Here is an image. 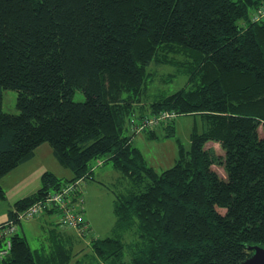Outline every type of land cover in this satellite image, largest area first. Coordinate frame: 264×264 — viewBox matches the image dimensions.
I'll list each match as a JSON object with an SVG mask.
<instances>
[{"label": "trees", "instance_id": "16d2710c", "mask_svg": "<svg viewBox=\"0 0 264 264\" xmlns=\"http://www.w3.org/2000/svg\"><path fill=\"white\" fill-rule=\"evenodd\" d=\"M263 3L0 0V179L44 143L71 173L45 172L8 218L109 162L116 177L103 186L113 192L115 222L109 236L90 239L94 260L239 264L249 246L264 247V20L250 18ZM176 80V91H162ZM4 90L16 92V113L2 110ZM165 111L177 116L138 130ZM189 115L205 125L191 131L189 150L175 139L173 165L148 166L134 137H173L175 119ZM79 183L74 207L83 201ZM81 226L74 230L87 237ZM49 229L40 250L16 234L0 264H69L77 238Z\"/></svg>", "mask_w": 264, "mask_h": 264}, {"label": "rangeland", "instance_id": "374dc122", "mask_svg": "<svg viewBox=\"0 0 264 264\" xmlns=\"http://www.w3.org/2000/svg\"><path fill=\"white\" fill-rule=\"evenodd\" d=\"M165 71H168V69L158 68L157 74L165 73ZM180 86L181 80H176L163 85L161 89L166 94H170ZM153 92H155L154 89L152 90ZM83 98L80 91L75 92L74 100L82 101ZM15 101L16 92L4 90L2 110L8 113H16ZM173 124L175 127V135L173 137H165L164 131L160 130L157 139H148L142 134L135 136L133 139V145L142 152L147 165L153 167L158 172L171 167L175 162L177 158L175 139L179 140L185 150H189L191 131L195 128L196 131L201 132L205 128L199 116H179ZM213 146L221 153L218 145L215 144ZM47 151L48 157L47 155L43 156L42 153H38L35 158L32 157L27 163L16 167L0 179V185L4 192V198L0 199V225L8 219L7 209L9 207L13 206L17 200L31 195L41 187L42 175L45 172H51L59 178L64 177L63 175L68 176L69 171L58 163L52 153H49V150ZM92 177L94 180L86 179L79 183L83 201L75 206V210L80 213L81 218L88 221L91 231L81 244H78L76 249H82V251L75 250L74 252H77V254L71 258L69 264H104V262L93 259L92 253L86 243L87 240L104 238L111 234L115 222L112 206L113 192L95 180L111 183L115 179L116 173L112 169L111 163L108 162L103 166L96 167ZM48 217L49 215L45 218ZM53 217L59 218L61 221L59 213L53 214ZM24 225V230L27 231V241L31 249L40 250L42 245H46V241H44L45 229L40 228L39 225V228L35 227L37 226V222H29ZM58 226L61 227L60 225ZM19 231H21V228H19ZM129 257V253L125 251L123 260L127 261Z\"/></svg>", "mask_w": 264, "mask_h": 264}, {"label": "built area", "instance_id": "2783aa9c", "mask_svg": "<svg viewBox=\"0 0 264 264\" xmlns=\"http://www.w3.org/2000/svg\"><path fill=\"white\" fill-rule=\"evenodd\" d=\"M250 18L252 22L264 20V3L253 11ZM176 116L177 115L173 111L159 113L157 116L146 119L143 125L138 127V130L145 126H155L159 124L160 121L171 120ZM78 183L79 181L68 183L60 190L49 192L42 199L35 201L22 211H17L16 209L12 210V218H8L0 225V262L6 259L12 250V239L17 234L19 223L34 219L47 209L57 208L60 211L61 224L64 227L76 229L77 231L83 229L81 228L83 218H81L80 213L75 210L74 205L69 204L70 193L75 190Z\"/></svg>", "mask_w": 264, "mask_h": 264}, {"label": "crops", "instance_id": "0c3cea01", "mask_svg": "<svg viewBox=\"0 0 264 264\" xmlns=\"http://www.w3.org/2000/svg\"><path fill=\"white\" fill-rule=\"evenodd\" d=\"M138 135H140V134H137L136 136H138ZM142 135H144V134H142ZM45 145H47V146H45ZM42 147H44L43 149H42ZM47 150H49V153H52V149L50 148V146L48 145V144H46V143H44V144H41L39 147H37V149L35 150V152H34V155H33V158H35L36 157V155L38 154V153H42L43 154V156H45V155H47V157H48V151ZM53 155V154H52ZM25 163H27V162H25ZM24 164V163H23ZM22 165V164H21ZM20 166V165H19ZM18 166V167H19ZM113 169V168H112ZM115 172V171H114ZM49 173H51V172H49ZM53 174V173H52ZM64 174H65V172H64ZM64 177H60V178H62V179H69L70 177H71V173L69 172V174H68V176H65V175H63ZM57 177V176H56ZM92 180H94V179H92ZM97 183H99L100 185H103V183L104 182H102V181H100V182H98L97 180H95ZM82 182V181H81ZM105 184H108V183H105ZM35 193V192H34ZM33 194V193H32ZM25 198V197H24ZM23 199V198H22ZM20 200V199H19ZM18 201V200H17ZM13 208V206H11V207H9L7 210L9 211L10 209H12ZM8 211H7V214H8ZM49 215V217L48 218H45V217H47ZM86 219H83V221H85ZM24 222V221H23ZM26 223H22L21 222V224L18 226L19 228H21V231H19V228H18V230H17V234H19V235H21V236H23L24 238H25V240L27 241V237H26V232L27 231H25L24 229V227H23V225L24 224H27V223H31V222H37V226H35V227H37V228H42V229H45V237H44V240L45 239H47V236H48V232H49V228H51L52 227V225H54V226H56L57 227V225H60L61 227H59L58 226V229H61V230H63L64 232H66V233H70V234H73V236H75V239L77 238V244H81V242L83 241V239H85V237H79V235H78V233L74 230V229H66V228H64V226L61 224V221L59 220V218L57 219L56 217H53V214H46V213H42L41 215H39L38 217H36V218H34V219H31V220H27V221H25ZM86 222V224H87V226L89 227V225H88V221H85ZM29 225V224H28ZM38 225H39V227H38ZM25 227H26V225H24ZM29 227H30V225H29ZM47 228V229H46ZM62 228H64V229H62ZM91 231V230H90ZM28 242V241H27ZM89 242H90V240H87V243H86V245L89 247V249H90V251H91V248H90V245H89ZM80 250V249H79ZM79 250H77V251H79Z\"/></svg>", "mask_w": 264, "mask_h": 264}, {"label": "water", "instance_id": "95a60500", "mask_svg": "<svg viewBox=\"0 0 264 264\" xmlns=\"http://www.w3.org/2000/svg\"><path fill=\"white\" fill-rule=\"evenodd\" d=\"M248 249L252 254L239 264H264V247L253 245Z\"/></svg>", "mask_w": 264, "mask_h": 264}]
</instances>
